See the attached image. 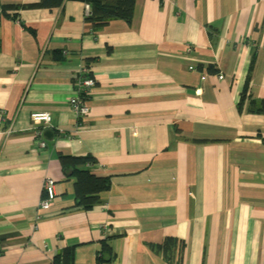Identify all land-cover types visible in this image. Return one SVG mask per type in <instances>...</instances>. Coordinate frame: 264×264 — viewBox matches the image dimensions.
Here are the masks:
<instances>
[{
	"label": "crops",
	"instance_id": "0c3cea01",
	"mask_svg": "<svg viewBox=\"0 0 264 264\" xmlns=\"http://www.w3.org/2000/svg\"><path fill=\"white\" fill-rule=\"evenodd\" d=\"M84 6L0 20L2 263L53 264L71 248L72 264H98L108 244L100 264H264V113L247 111L264 100V0H135L130 25L93 33ZM81 68L95 86L67 140ZM40 111L44 148L29 117ZM59 155L90 156L109 179L91 210L76 206ZM46 178L56 195L40 211ZM172 239L183 245L169 258L151 247Z\"/></svg>",
	"mask_w": 264,
	"mask_h": 264
},
{
	"label": "trees",
	"instance_id": "16d2710c",
	"mask_svg": "<svg viewBox=\"0 0 264 264\" xmlns=\"http://www.w3.org/2000/svg\"><path fill=\"white\" fill-rule=\"evenodd\" d=\"M66 1H77L89 6V14L84 16V21L89 23L92 30L96 31L104 27L108 22L113 20H122L130 25L135 0H38L26 7L17 6H0V20L10 17V12H16L21 8L29 9H56L60 8ZM14 17V15H12ZM252 62H250V68ZM249 81V76L245 80V88ZM245 90V89H244ZM247 111L254 114L264 113V100L250 101ZM58 162L64 179H73V194L76 206L88 211L99 203L100 194L105 192L110 185L109 179L106 177H97L91 173L90 168H86V163H93L90 156L70 157L58 156ZM183 244L177 240H167L163 245L151 246L156 252L162 255H169L175 247L181 248ZM72 249L66 248L54 256L53 264H72ZM167 256L166 258H169ZM98 264L102 262H111L113 256L109 253L108 244H104L102 253L97 258ZM176 264H180L176 261Z\"/></svg>",
	"mask_w": 264,
	"mask_h": 264
},
{
	"label": "built area",
	"instance_id": "2783aa9c",
	"mask_svg": "<svg viewBox=\"0 0 264 264\" xmlns=\"http://www.w3.org/2000/svg\"><path fill=\"white\" fill-rule=\"evenodd\" d=\"M89 14V6L85 4L84 6V16ZM90 33H93L92 28H88ZM192 70V68H189ZM205 76H202L201 79H204ZM218 80L222 79L221 75L217 76ZM95 86V80L92 76L88 74V70L86 68H81L76 76L73 79V92L68 98V107L72 111L75 118V127L72 132L65 135L67 140L73 139L76 134V130L79 126H81L82 121L88 114V99L92 89ZM30 121L34 126H38V130L35 132V136L38 140V146L40 148L45 147V141L42 137V131L46 128H49L51 117L48 112L40 111V112H32L30 114ZM86 168H92L93 165L91 163L86 164ZM55 182L50 178H46L42 184V192L40 196V200L38 203V210L46 211L50 208L52 202L55 199V190H54ZM0 264H3L0 258Z\"/></svg>",
	"mask_w": 264,
	"mask_h": 264
},
{
	"label": "water",
	"instance_id": "95a60500",
	"mask_svg": "<svg viewBox=\"0 0 264 264\" xmlns=\"http://www.w3.org/2000/svg\"><path fill=\"white\" fill-rule=\"evenodd\" d=\"M51 135H52V133L50 132V130H45L42 132V137L46 140H50Z\"/></svg>",
	"mask_w": 264,
	"mask_h": 264
}]
</instances>
